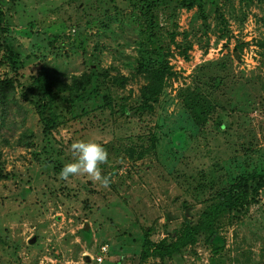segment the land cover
Instances as JSON below:
<instances>
[{
  "label": "rangeland",
  "instance_id": "374dc122",
  "mask_svg": "<svg viewBox=\"0 0 264 264\" xmlns=\"http://www.w3.org/2000/svg\"><path fill=\"white\" fill-rule=\"evenodd\" d=\"M0 13V264H264V188L214 236L143 254L147 236L176 241L240 177L264 176V0H0ZM42 70L61 81L48 92ZM160 70L153 110L134 111ZM77 139L106 147L109 188L59 177Z\"/></svg>",
  "mask_w": 264,
  "mask_h": 264
},
{
  "label": "trees",
  "instance_id": "16d2710c",
  "mask_svg": "<svg viewBox=\"0 0 264 264\" xmlns=\"http://www.w3.org/2000/svg\"><path fill=\"white\" fill-rule=\"evenodd\" d=\"M191 3H193V1H191L189 5H192ZM163 73L164 71L161 70L160 72H151V81L143 86L141 90L143 102L141 105L134 107V111L143 112L146 110H153L154 104L159 100ZM53 76L50 71L42 70L39 76H37L35 79V82L41 85L43 91L48 92V88L52 83L50 80L53 81L54 79L55 83L58 81L61 82L59 78ZM9 83V80L1 81V88L6 90L8 87L7 84ZM193 109L195 112L199 111L200 106L198 103L193 107ZM257 179L258 186L254 187V189L252 188L253 190L250 189V181H255ZM260 188H264V176L249 174L248 176L240 177L236 184L230 186L229 190L222 196L220 202L212 203L208 206L204 212V216L200 225L191 226V224H186V227L183 229L176 241L169 242L168 240L163 239L160 242H154L149 236H147L145 238L143 248L144 256H154L161 258L173 257L176 253L181 252L187 246L195 244L198 241L201 233H209L211 236H214L216 223L221 215H223L228 210H233L237 207L245 205L246 203H249V200L253 195L252 192L256 194Z\"/></svg>",
  "mask_w": 264,
  "mask_h": 264
},
{
  "label": "clouds",
  "instance_id": "9594fccd",
  "mask_svg": "<svg viewBox=\"0 0 264 264\" xmlns=\"http://www.w3.org/2000/svg\"><path fill=\"white\" fill-rule=\"evenodd\" d=\"M70 149L73 160L62 167L59 173L61 179L68 180L70 177L85 175L104 188L110 187L112 176L103 174L101 167L109 160V153L102 142L77 139L71 143Z\"/></svg>",
  "mask_w": 264,
  "mask_h": 264
},
{
  "label": "built area",
  "instance_id": "2783aa9c",
  "mask_svg": "<svg viewBox=\"0 0 264 264\" xmlns=\"http://www.w3.org/2000/svg\"><path fill=\"white\" fill-rule=\"evenodd\" d=\"M109 253V245L108 244H103L100 249H99V253L96 256V260L101 263L104 262L105 257L107 256V254Z\"/></svg>",
  "mask_w": 264,
  "mask_h": 264
},
{
  "label": "water",
  "instance_id": "95a60500",
  "mask_svg": "<svg viewBox=\"0 0 264 264\" xmlns=\"http://www.w3.org/2000/svg\"><path fill=\"white\" fill-rule=\"evenodd\" d=\"M86 227H88V224H86ZM35 241V238H33V240L31 242Z\"/></svg>",
  "mask_w": 264,
  "mask_h": 264
}]
</instances>
